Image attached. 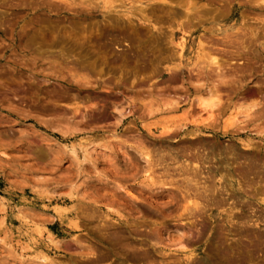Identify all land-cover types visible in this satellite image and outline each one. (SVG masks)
<instances>
[{
    "label": "rangeland",
    "instance_id": "obj_1",
    "mask_svg": "<svg viewBox=\"0 0 264 264\" xmlns=\"http://www.w3.org/2000/svg\"><path fill=\"white\" fill-rule=\"evenodd\" d=\"M0 264H264V3L0 0Z\"/></svg>",
    "mask_w": 264,
    "mask_h": 264
},
{
    "label": "bare ground",
    "instance_id": "obj_2",
    "mask_svg": "<svg viewBox=\"0 0 264 264\" xmlns=\"http://www.w3.org/2000/svg\"><path fill=\"white\" fill-rule=\"evenodd\" d=\"M259 1H261L262 3H264V1L263 0H259ZM194 13V12H193ZM180 15V14H179ZM175 17V16H174ZM183 17V16H182ZM178 19V18H177ZM215 63V62H214ZM210 94V93H209ZM209 98H211V97H209ZM202 101H204V100H202ZM204 105L205 106H208L209 105V103H206V102H204ZM193 165V164H192ZM181 166V165H180ZM182 168V167H181ZM181 170H183V169H181ZM184 171V170H183ZM192 171V170H191ZM196 172V171H195ZM199 173V172H198ZM189 174V173H188ZM196 174V173H195ZM196 176V175H195ZM189 177V176H188ZM192 179V178H191ZM194 179V178H193ZM197 181V180H196ZM206 187V186H205ZM213 187V186H212ZM187 190H188V188H187ZM203 190V189H202ZM216 192V191H215ZM200 193V192H199ZM195 194V193H194ZM201 195V194H200ZM192 196V195H191ZM196 196V195H195ZM189 197V196H188ZM192 198V197H191ZM187 199V198H186ZM185 199V200H186ZM194 199V198H193ZM200 200H201V198H200ZM189 204L190 203V201H188V202H186V204ZM222 203V202H221ZM186 204H185V206H186ZM187 204V205H188ZM207 204H209V203H207ZM220 204V203H219ZM191 205L195 208L198 204H196V201H195V203H191ZM205 205V204H204ZM189 207V206H188ZM198 207V206H197ZM203 208V207H202ZM204 208H205V206H204ZM232 208V207H231ZM191 209V208H190ZM201 210V209H200ZM200 212V211H199ZM187 220V219H186Z\"/></svg>",
    "mask_w": 264,
    "mask_h": 264
}]
</instances>
